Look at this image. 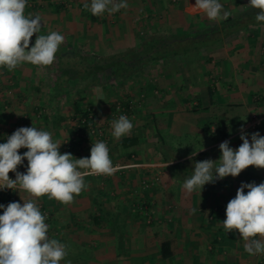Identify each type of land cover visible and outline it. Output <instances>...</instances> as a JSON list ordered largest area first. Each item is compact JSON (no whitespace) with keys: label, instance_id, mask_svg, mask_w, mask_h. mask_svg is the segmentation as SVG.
<instances>
[{"label":"crops","instance_id":"1","mask_svg":"<svg viewBox=\"0 0 264 264\" xmlns=\"http://www.w3.org/2000/svg\"><path fill=\"white\" fill-rule=\"evenodd\" d=\"M219 1L222 4V1ZM126 2L128 7L117 12V21L112 29L98 28L96 34L93 33L91 25L87 29L86 23L99 22L103 17L98 16L93 20L76 8L73 11L70 8L65 9L66 12L62 17L65 27L61 28L59 25L62 23L58 22L57 16L63 8L59 6V9L54 7L53 14L50 11L52 14L50 18L42 22L40 34L47 35L53 31L63 34L62 29H64L67 40L74 34L77 40L82 41L83 48L95 34L101 36V42L112 44L117 56H120L136 49L141 43V40L137 42V38L134 37V20H137L138 16V19L143 16L145 18L143 20L147 23L152 20L151 9L157 2L158 6L163 3L159 6L160 9H165L163 0H126ZM182 2L183 13H190L194 17L203 13L194 10L195 1L182 0ZM136 4L142 5V8L147 10V16L140 10L136 16ZM233 4V7L238 6V2ZM41 13L40 9L32 11L33 16L41 17ZM176 15L179 17V14ZM155 31L151 29L146 36L174 34ZM242 32L248 33L249 42L244 45L233 40L236 34L227 39L232 40L231 50L238 52L236 54L242 57L241 60L233 61L226 54L225 57L228 59L217 64L214 60H210V57L201 61L186 59L188 52L156 62H142L140 64L142 68H161V73L155 74L156 76H152L150 70L145 72L143 91H135L134 83L132 84L139 73L143 72L142 69L135 71L128 68L127 74L124 72L114 79L122 85L117 91L119 99L129 100L135 113L138 109L135 111V103L131 100L140 98L143 112L152 116L151 125L154 130L152 137L158 141L160 157L152 160V157H147L146 153L141 156L136 150L137 147L133 146L129 149L133 150L129 159L123 158L119 162L114 160L113 163H118L119 168L113 175L85 177L86 189L79 196H75L71 204H61L47 196L36 199L37 205H41L48 212L45 223L49 226V238L57 239L67 246V256L60 264H69V262L70 264H264V254L249 255L244 250L245 242L239 237L238 232L228 233L223 228L227 203L235 197L241 183L264 182V169L250 166L238 177L228 176L217 180L214 184H206L201 195L199 190L189 194L182 187L187 178L186 174L185 176L181 174L185 167L189 165V170L192 171L195 161L219 160L221 156L219 145L225 140L230 142L229 146L233 149H237L242 143L240 128L248 121L249 113L237 114L227 106L232 105L228 103L227 98L219 99L221 95L218 86L224 87V84L221 81L217 86L215 80L220 79L217 71L224 74L223 77L221 76L223 80L238 84L240 82L241 88L245 90L244 96L233 95L243 98L240 101L236 97V104L245 105L246 102L251 111H258L264 115V69L260 68L264 65V59L255 62L252 53L253 35L248 31ZM32 38L36 39V34ZM31 42L30 46H32ZM88 45L90 47L92 44L88 43ZM219 45L220 42L191 51L200 55L203 52L204 55L219 49ZM78 51L80 50L74 48L69 50L68 44L63 42L50 66L38 67L25 63L13 71L0 68V143H5L7 137L16 129L31 126L49 131L53 141L62 144L59 149L61 154L71 153L74 158L90 157L92 143L97 141L106 143L103 135H106V132H102L96 124L95 115L98 113V108L94 107L90 109L91 116L95 128L102 132V136L86 137L81 143V148L78 147L77 150L73 148L66 150L64 146L65 141L73 134L74 123L69 124V121H66L64 125L59 122L61 121L58 116L61 115L59 111L64 104L65 108L69 106L73 113L75 100L88 101L91 92L89 85L92 81L86 77L78 80L73 73L75 66L88 67L87 62L85 65L78 63L82 60L78 59L80 57ZM96 51L101 50L99 48ZM74 54L75 58L78 57L77 63L70 62L75 60L72 59ZM230 60L231 64H228L227 61ZM95 95L99 99L104 97L103 92H96ZM154 98L160 100L158 105L149 102ZM222 105H225L226 109H222ZM143 123L146 124L147 121ZM142 124L141 127H145V124L143 126ZM132 125L131 132L121 137L119 143L123 138L141 139L143 135L139 132L141 127L135 123ZM246 132L249 134L259 132L264 136V125L259 131ZM223 134L226 137H222ZM188 137L197 141L196 147L184 151L179 157H174L175 145L180 144L182 138ZM172 139L177 142H173ZM248 139L251 142L250 135ZM119 145L121 147V144ZM26 151L27 149L22 148L19 153L23 155ZM193 151H198L195 161L188 158ZM17 170L26 173V159ZM9 174L15 175L13 172ZM154 176L158 178V182L153 188L144 192L146 195L142 196V201L138 203L147 205L149 210L157 215L156 217L160 216L157 224L161 229L143 230L138 228L139 211L134 205L137 202L132 203L131 191L139 179L143 177L151 179ZM12 193L14 195L12 202L23 204V200L34 199L24 191L13 190ZM9 203L5 201L0 204L7 206ZM193 208L197 209L195 213L192 212ZM162 243L168 245L164 249L166 258L162 257Z\"/></svg>","mask_w":264,"mask_h":264},{"label":"clouds","instance_id":"2","mask_svg":"<svg viewBox=\"0 0 264 264\" xmlns=\"http://www.w3.org/2000/svg\"><path fill=\"white\" fill-rule=\"evenodd\" d=\"M249 5L259 10L256 21L264 22V0H250ZM26 7L27 0H0V68L8 71L25 63L38 67L52 65L64 41V37L55 31L40 34L42 18L26 14ZM127 7L126 0H91L90 4H84L93 16L105 12L111 15ZM193 8L204 12L211 21L227 19L230 15L227 11L222 12L219 0H195ZM34 34L35 43L30 47ZM132 127L130 120L121 115L111 122L112 136L118 140L129 134ZM240 133L242 143L237 149L230 147L228 140L219 145V160L195 161L198 151L190 154L188 158L195 163L192 175L182 185L187 193L199 190L201 195L206 184H214L228 176L238 177L250 166L264 169V136L259 132L247 133L243 125ZM61 145L53 141L49 131L35 126L20 127L7 137L5 143H0V189L24 191L34 198L23 200V204H0L3 209L0 215V264H60L67 256V246L49 238V226L36 199L47 196L61 204H71L74 197L86 189L85 177L111 176L118 171L104 141L92 143L90 157L86 158H74L67 152L61 154ZM22 148L27 149L23 155L19 153ZM25 159L27 170L21 173L17 169ZM10 172L15 173V179L9 177ZM196 211L192 209L193 213ZM225 214L223 228L228 233L238 232L245 242V252L264 254V182L241 183L235 197L227 203Z\"/></svg>","mask_w":264,"mask_h":264},{"label":"rangeland","instance_id":"3","mask_svg":"<svg viewBox=\"0 0 264 264\" xmlns=\"http://www.w3.org/2000/svg\"><path fill=\"white\" fill-rule=\"evenodd\" d=\"M164 4H165V9L163 8H159V6L163 5V3H161L158 6V2L157 4H155L154 8L151 9V17L153 18L152 20H149L148 23L143 20L145 18H143V16L137 20H134V27H133V32H134V37L135 39L137 38V42H139L140 40L143 41L147 38V34L149 33V31L151 29L156 30L155 32H165V33H180V32H192V31H196L198 28H204V27H212L215 25H218L223 19H219L216 21H211L207 18L206 14L203 12L201 15L197 14L196 17H194L193 15H190V13H183L182 9L184 6V3L182 2V0H163ZM195 1V0H192ZM222 4H223V11H227L230 13V15H235L237 12L241 11L243 8H245L246 6L249 5L250 0H221ZM91 0H27V7L25 9V13H31L33 9H40L41 13V17L42 22L45 21V19H49L50 18V14L55 9H53L54 7L57 6H61L63 8L62 12L60 14H58L57 19L58 22L62 23V25H59L61 28L65 27L64 22L63 21V13L66 12L65 9L70 8L71 11L74 10V8H76L77 11H79L82 14H85L88 16V11L85 9H81V6L84 7L85 3H89L90 4ZM237 4L238 2V6L237 7H233L235 3ZM140 3V2H139ZM220 3V1H219ZM29 8V9H27ZM32 9V10H31ZM69 9V10H70ZM53 10V11H52ZM138 10L144 12V14L147 13V10L145 8H142V5L136 4V16L139 14ZM146 10V11H145ZM51 11V12H50ZM76 11V12H77ZM51 14V15H52ZM148 14V13H147ZM146 14V16H147ZM176 14H179V17H177ZM74 15V14H72ZM53 17V16H51ZM101 20L98 22H91L86 23V28L89 29V25H91V28H93V33L96 34V29H104V28H110L112 29L117 21V12L114 14L109 15L107 12H105L103 15H101ZM145 17V16H144ZM264 27H259L258 29H254L251 34L253 35V51L252 53H254L253 57L256 61L259 60H263L264 59ZM62 32H64L63 34H61L64 37V41L68 44V48L69 50L71 48L74 49H78L80 51V58L81 57H90V60L92 59L91 62H93V64L96 65H102V64H107L110 61V57L112 56H117V51L114 50L112 44L110 43H106V42H101L100 37L98 35H93L91 37V39L88 41L89 44H92L90 47L87 43L86 46H84V48L82 47L81 44V40H77L78 38L74 36V34L72 36L69 37V39L67 40L66 37V33L65 30L62 29ZM247 32V31H246ZM248 33H241L239 32L238 34H236V36H234L233 40L234 41H238V44L243 43L246 44L248 41L247 38ZM67 40V41H66ZM31 45L34 46L35 43V39H31ZM231 41L232 40H224L222 42H220L221 45L218 46L219 49H215L213 50L211 53H206L203 55V52L201 53L202 55H200L199 53H194V51H190L188 54V57H186V59H194L198 61L202 60V59H207L208 57H210V60H214V62H216L217 64H221L223 62V60H227L228 58L225 57V55L227 54L228 57L233 60V61H238L241 60L242 57H240V55L236 54L238 52H235L234 50H231ZM223 44H225L223 46ZM31 47V46H30ZM95 47V48H93ZM101 51H96V49H99ZM112 49V50H111ZM89 50V51H88ZM110 50V51H109ZM83 51V52H82ZM210 55V56H209ZM206 56V57H203ZM76 55L74 54V57L70 60L71 63H77L75 58ZM78 58V59H80ZM178 58V57H176ZM180 58H183L182 56H180ZM139 60V59H138ZM231 60L227 61L229 62L228 64H231ZM80 62V63H79ZM79 64L81 65H85V63L78 61ZM87 66H90V62H87ZM118 63V62H117ZM261 64V63H260ZM259 64V66H260ZM61 64L58 63V66ZM220 66V65H218ZM84 67L82 66H75V68L73 70H79V72H81V69H83ZM261 69H264V65L260 67ZM91 70V67L89 68ZM160 67H150L147 68H142L141 73H139L138 78H135L134 81H132L133 86L135 87V91H143L145 90V72L150 70L149 73H152V76H156L155 74H160L161 70ZM219 70V69H217ZM92 74V72H95V70L89 71L86 70L85 74H81L79 77L85 76L86 78H88L90 81V95H89V100L88 101H84L82 102V106L85 107H89L90 109H93L94 107L97 109L98 108V113H96L95 117H96V124L98 125V127L101 128L102 132H106V135H104V140L106 141V144L108 146L109 149V155L110 158L112 160V163L114 162V160L116 161H120L125 157L124 152L121 150L120 147V143H119V139H115L112 136V128L111 125H109V122H112L114 119V117H112L111 115L115 112L117 103L119 101H122V99H119V95L117 93V91H119L122 87V85H119V83L115 82L114 79H116L115 77H112L111 74V70L108 68L104 71L103 75H89L90 73ZM217 73L220 76V79L217 78V80H215V82L217 83V86L221 83L224 84V87H222L221 85L218 86L219 89V94L221 95V97H219V99H223V98H227V100H229L228 103L232 104V105H227L231 110H234V112H236L237 114H243L245 113H249V117H247L248 120H250V118L254 115L257 116H262L263 114H260L258 111H251L250 107L246 104H236L235 103V98L238 95L244 96L245 94V90L242 87V85L240 86V82L238 83H234V82H227L225 79L223 80V73L217 71ZM222 76V77H221ZM76 80V79H74ZM204 80V79H202ZM147 81V80H146ZM205 81V80H204ZM75 82V81H74ZM192 83V82H190ZM253 84H251L252 86ZM250 86V85H249ZM215 87V86H214ZM96 92H103L104 93V97H102V99H99L96 97ZM238 94V95H237ZM233 95H237L236 97H234ZM237 99H240V101L243 99L241 97H237ZM63 102H65V100H61ZM100 101V102H99ZM152 103H157L156 105L159 104L160 100H157L156 98L149 100V102ZM245 101V100H244ZM243 101V102H244ZM132 103L134 104V108L135 111L136 109H138V111H136L134 113V111L132 110L131 115H130V122L132 124L135 123V125L141 127V124L143 122L147 123H143L142 126L145 124V127H141L139 129L140 134H143L141 136V139H137L136 140V150L138 152V154H141V156L146 153L148 154L147 157H152V160H156L157 158H159L160 154H158V141L157 139H155L154 137H152L153 134V129H152V116H150L149 114H147V112H143L144 110H142V100L136 99V100H131ZM98 106V107H97ZM220 107V106H218ZM225 105H222V109H226ZM69 109V110H68ZM228 109V108H227ZM68 112V113H66ZM59 113L61 115L59 122H62L64 125L66 124V121H69V124L71 123H75V120L72 118V111L70 109V107L68 106V108H65V105L63 104L62 109L59 111ZM74 125V124H73ZM263 126V125H262ZM261 128V127H260ZM257 129V131L260 130ZM101 132V133H102ZM137 133V131H136ZM135 133V134H136ZM138 134V133H137ZM102 136V135H101ZM145 139L147 141V143L145 144ZM173 142H177V140L172 139ZM171 141V142H172ZM195 145H197V141L194 139L192 140L191 138H182V141L180 142V144L175 145V149L173 150V154L174 157H179L180 155L184 154V151L190 149V148H194L196 147ZM114 164V163H113ZM193 170V169H192ZM182 175L185 176V174L187 175L186 177H190V175H192V171L189 170V165L187 167H185L183 173L181 172ZM142 180H148L147 178H141L138 180L137 184H135L132 188V203L134 202H138V201H142V196L146 195L147 190H150L151 188H153V186H151V188L149 189H140L139 185L140 182ZM3 214V210H0V215ZM149 215L151 217V222L149 224L146 223V220L139 214V218L137 219V223H138V228L139 229H143V230H151V229H161L158 227V221H159V217H156L157 215H155V213H153L151 210H149ZM166 228V227H165ZM167 230V229H165ZM159 231V230H157ZM160 232V231H159Z\"/></svg>","mask_w":264,"mask_h":264},{"label":"trees","instance_id":"4","mask_svg":"<svg viewBox=\"0 0 264 264\" xmlns=\"http://www.w3.org/2000/svg\"><path fill=\"white\" fill-rule=\"evenodd\" d=\"M57 9H59V6H57ZM258 11V9H254L248 5L235 15H229L227 19H223L218 25L212 27H207L202 30H196L192 32L149 36L145 40L141 41L136 49L130 50L124 54H121L120 56L110 57V61L112 62L107 64L96 65L91 62L92 59L90 60V57H79V60L82 59L81 62H90L91 65L88 67L84 66L81 72H79V70H73V73H75L74 76L79 80L81 78L79 76L81 74L84 75L86 70H95V72H92V74L89 72V75H103L104 71L109 68L111 70L112 77L117 78V76L123 75L124 72L127 74L126 70L128 68L135 69V71H140L142 69L140 65L142 62H156L164 60L178 56L180 54H186L191 50H198L203 47L215 45L241 31L252 32L257 27H264V22H257L255 19ZM88 16H90L93 20H96L98 17L93 16L91 12L88 13ZM90 67L91 70L89 69ZM117 105L120 106L123 111H128L130 107L129 100L119 101ZM90 117V108H84L82 106V100H75L72 115L75 123L73 125L74 127H72L73 134L68 138L69 145L67 150H72V148L77 150L78 147L81 148V143L85 141L86 138H79L77 142H72L70 139L75 134L82 135L87 131L88 125L92 122ZM81 120H84V122L81 123ZM222 137H226L225 134H223ZM120 144L121 150L125 154L124 158L129 159L133 154V150L129 149L136 145V140L132 138H123ZM4 202L5 201L0 203ZM161 246V249L163 250L162 257L166 258L167 255L166 253L164 254V249H166L168 245L166 243H162Z\"/></svg>","mask_w":264,"mask_h":264},{"label":"built area","instance_id":"5","mask_svg":"<svg viewBox=\"0 0 264 264\" xmlns=\"http://www.w3.org/2000/svg\"><path fill=\"white\" fill-rule=\"evenodd\" d=\"M81 9H84L83 6H81ZM85 10V9H84ZM88 13L90 12V10H87ZM114 14V13H113ZM119 105V104H118ZM116 107L115 109V112L111 115L112 117H114V119H118L121 115H124L126 116L127 118L130 117L131 115V112H132V107L130 106L128 111H123V109L118 106ZM92 119V122L88 125V129L87 131L82 134V135H77L75 134L74 136L71 137V141L72 142H77V140L79 138H86L88 136H91L92 137H99L101 136V131L100 130H97L94 126V121H93V118L92 116L90 117ZM83 123L84 120H81ZM109 125H111V122H109ZM262 125H264V115L262 116H257V115H254L250 118V120H248L246 122V124L244 125V130L245 131H251V132H254L256 131L257 129H259L260 127H262ZM68 145H69V140L67 139L64 143V146H65V149L67 150L68 148ZM114 167H118L119 168V164L118 163H115L113 165ZM96 177H99V176H103L105 177L104 175H94ZM9 177L11 179H15V175L13 174H9ZM108 177V176H106ZM158 182V178L156 176H154L153 178L151 179H148V180H142L140 182V189H149L151 188V186L155 185L156 183ZM13 190L11 189H0V202H3V201H9V202H12L14 201V195H13ZM134 205H136V207L138 208V211H139V214L146 220V223L149 224L151 222V217L149 215V208L147 205H142L140 203H135ZM42 212V214L45 215V219L48 218V212L46 210H44L41 205L38 206ZM239 264H242V263H239Z\"/></svg>","mask_w":264,"mask_h":264}]
</instances>
